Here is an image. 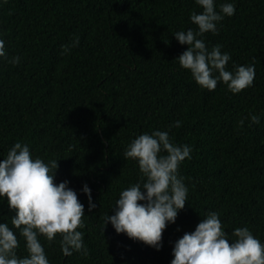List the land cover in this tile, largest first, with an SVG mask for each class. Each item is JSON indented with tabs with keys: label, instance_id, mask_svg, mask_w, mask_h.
<instances>
[{
	"label": "trees",
	"instance_id": "obj_1",
	"mask_svg": "<svg viewBox=\"0 0 264 264\" xmlns=\"http://www.w3.org/2000/svg\"><path fill=\"white\" fill-rule=\"evenodd\" d=\"M234 4V15L202 38L230 54L229 70L255 65L252 86L235 94L220 82L200 87L178 63L188 45L173 33L197 28L189 19L202 11L195 0H0V39L9 59L20 57L0 59V160L16 141L34 157L58 159L54 183L67 179L84 205L78 230L87 255L64 256L59 234L51 243L40 236L50 264H170L173 242L209 211L230 237L247 226L264 243V0ZM157 129L193 149L178 169L188 201L159 250L103 222L119 192L140 179L126 146ZM13 215L0 200V222L12 227Z\"/></svg>",
	"mask_w": 264,
	"mask_h": 264
},
{
	"label": "clouds",
	"instance_id": "obj_2",
	"mask_svg": "<svg viewBox=\"0 0 264 264\" xmlns=\"http://www.w3.org/2000/svg\"><path fill=\"white\" fill-rule=\"evenodd\" d=\"M195 3L202 11L192 12L189 19L197 28L173 33L180 44L188 45L176 57L179 65L209 91L218 82L233 94L252 86L255 65L233 64L229 70L230 54L222 52L220 44L209 48L202 38L208 32L216 34L218 23L225 16L234 15V0H224L218 6L216 0H195ZM78 43L77 38L73 46ZM61 48L62 52L69 50L66 45ZM0 59L11 64L20 62L19 56L8 58L3 39H0ZM251 121L259 123V117L253 115ZM174 126L180 127L181 122L175 121ZM192 150L190 144H176L168 131L158 129L132 139L123 155L136 161L140 179L119 192L111 207L113 214L104 216V226L110 222L116 233L159 250L163 230L175 222L178 211L188 201V187L178 169L185 158L191 159ZM57 161L34 157L29 145L20 141L13 143L0 160V200L6 198L9 209L15 212L11 216L12 227L0 222V264H50L39 237L51 243L57 234L64 256L73 252L87 255L84 233L78 230L84 227V205L68 186L67 179L54 183ZM82 191L89 210L95 208L87 184ZM13 229L24 238L27 253L24 256L17 255L19 240ZM171 252L170 264H264V243L247 226L235 227L230 237L216 211L207 212L193 231L176 239Z\"/></svg>",
	"mask_w": 264,
	"mask_h": 264
}]
</instances>
